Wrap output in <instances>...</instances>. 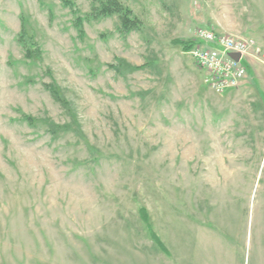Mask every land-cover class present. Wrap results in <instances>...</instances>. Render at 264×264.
I'll use <instances>...</instances> for the list:
<instances>
[{"label": "rangeland", "instance_id": "374dc122", "mask_svg": "<svg viewBox=\"0 0 264 264\" xmlns=\"http://www.w3.org/2000/svg\"><path fill=\"white\" fill-rule=\"evenodd\" d=\"M71 1L81 29L0 0V264H264V0H120L129 33ZM199 29L256 41L240 87L212 93L173 44Z\"/></svg>", "mask_w": 264, "mask_h": 264}, {"label": "built area", "instance_id": "2783aa9c", "mask_svg": "<svg viewBox=\"0 0 264 264\" xmlns=\"http://www.w3.org/2000/svg\"><path fill=\"white\" fill-rule=\"evenodd\" d=\"M260 51L252 38H237L199 29L194 34L190 54L202 74L203 85L220 95L241 86L247 75L249 60ZM231 55H238V61Z\"/></svg>", "mask_w": 264, "mask_h": 264}, {"label": "trees", "instance_id": "16d2710c", "mask_svg": "<svg viewBox=\"0 0 264 264\" xmlns=\"http://www.w3.org/2000/svg\"><path fill=\"white\" fill-rule=\"evenodd\" d=\"M62 7L68 8L72 15L75 16V25L80 28L82 25L83 18L76 16L77 10L74 9L75 5L71 0H58ZM90 3V17L91 19H103L107 17L116 16L118 21V31L121 33H129L131 31L138 30L140 22L136 17L132 16L131 10L125 7L120 0H87ZM81 29V28H80ZM80 36L83 35L82 31L79 30L78 33ZM17 43L21 47L24 53V59L29 61L39 60L41 57V50L39 49L37 42L33 33L27 31L24 21L21 20L20 32L17 36ZM173 44L179 45L182 47L183 51H190L193 46V43H187L180 40H174ZM126 69L123 65H119L118 69ZM128 68V67H127ZM135 69V68H134ZM137 69V68H136ZM135 69V70H136ZM44 89L49 93L54 102L58 103L63 109H67L68 104L60 93V90L53 83L50 85H44ZM24 120L28 123L33 124L34 120L29 116H22ZM139 215L143 221L145 228L153 240V242L158 246L160 250L165 251V247L162 242L159 240L157 235L154 233L151 225L149 224V219L147 213L144 209L139 210Z\"/></svg>", "mask_w": 264, "mask_h": 264}, {"label": "water", "instance_id": "95a60500", "mask_svg": "<svg viewBox=\"0 0 264 264\" xmlns=\"http://www.w3.org/2000/svg\"><path fill=\"white\" fill-rule=\"evenodd\" d=\"M236 61H238L239 56L238 55H231Z\"/></svg>", "mask_w": 264, "mask_h": 264}]
</instances>
